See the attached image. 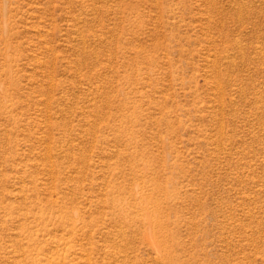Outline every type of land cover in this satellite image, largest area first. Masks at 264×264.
<instances>
[{
  "label": "rangeland",
  "instance_id": "rangeland-1",
  "mask_svg": "<svg viewBox=\"0 0 264 264\" xmlns=\"http://www.w3.org/2000/svg\"><path fill=\"white\" fill-rule=\"evenodd\" d=\"M0 264H264V0H0Z\"/></svg>",
  "mask_w": 264,
  "mask_h": 264
}]
</instances>
